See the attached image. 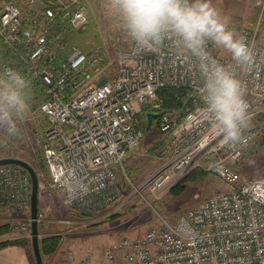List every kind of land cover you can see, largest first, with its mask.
Instances as JSON below:
<instances>
[{
  "label": "built area",
  "instance_id": "built-area-1",
  "mask_svg": "<svg viewBox=\"0 0 264 264\" xmlns=\"http://www.w3.org/2000/svg\"><path fill=\"white\" fill-rule=\"evenodd\" d=\"M83 0H0V39L21 59L45 88L38 111L46 120L43 156L49 185L62 191L66 205L92 215L116 197L123 159L143 136L136 127L139 107L157 99L163 87L186 89V104L160 112V130L167 134L163 149L169 159L142 185L151 192L172 186L190 169L202 168L228 189L188 208L175 225L165 222L136 240L105 247L102 257L86 255L77 264H264V178L246 180L238 163L264 129V41L242 27L253 46L256 65L240 74L246 84L251 127L246 146L221 144L211 132L198 93V80L186 59L163 51H146L131 41L116 51L115 74L106 73L100 49H67L70 29L88 24ZM221 63L230 62L209 43ZM11 68L4 65L3 69ZM105 83L98 85L102 78ZM31 179L13 164L0 165V208H30ZM30 218L18 229L28 234ZM73 256V254L71 253Z\"/></svg>",
  "mask_w": 264,
  "mask_h": 264
},
{
  "label": "rangeland",
  "instance_id": "rangeland-1",
  "mask_svg": "<svg viewBox=\"0 0 264 264\" xmlns=\"http://www.w3.org/2000/svg\"><path fill=\"white\" fill-rule=\"evenodd\" d=\"M15 1L24 7L25 0ZM83 1L87 3L88 15L90 14L85 30L92 24L91 36H87L83 42L89 48L101 50L107 63L105 71L113 75L117 69L116 51L119 47L127 46L130 40L120 30L117 21L105 11L103 0ZM212 4L223 16L229 18V27L237 35L242 27H248L264 41L260 31L264 24V0H212ZM218 50L222 55L229 54L221 48ZM157 99L139 107L137 121L140 124L142 122L143 136L139 145L123 159L124 166L119 173L115 199L107 207L92 215L66 205L62 191L52 188L48 183L49 177L43 156L46 120L39 113L38 105L34 108L30 105L27 119L20 123L21 136L6 138L0 133V158H21L37 173L39 243L47 236L58 234L61 237L58 247L53 252L44 254L41 252L42 259L47 260L46 264H77L76 261L86 255L95 259L101 258L104 248L110 244L124 239H140L148 229L160 227L165 222L175 225L179 215L188 208L200 204L207 196L228 189L217 176L196 167L190 169L172 186L160 191L151 192L144 187L141 188L170 157V154L163 149L167 134L160 130L156 122L150 123L149 118H146L150 112H157L155 111L158 105ZM144 106L147 107L145 117ZM196 169L206 174L200 172L203 177L191 179L189 176L184 180ZM238 169L246 180L264 178V129L245 150L238 163ZM179 184H182L184 189L174 193L173 188ZM0 211L23 216L14 218L11 214L6 221L1 220L0 225L8 223L11 226V231L1 236L11 232L15 234L10 238L24 235L22 233L25 232L16 227L28 222L30 208L21 211L0 208ZM30 232L26 235L29 237V251L35 262Z\"/></svg>",
  "mask_w": 264,
  "mask_h": 264
},
{
  "label": "clouds",
  "instance_id": "clouds-1",
  "mask_svg": "<svg viewBox=\"0 0 264 264\" xmlns=\"http://www.w3.org/2000/svg\"><path fill=\"white\" fill-rule=\"evenodd\" d=\"M105 11L136 46L158 52L167 48L186 59L198 80V93L211 132L221 144L246 146L251 127L246 84L240 74L254 70L256 53L243 36L229 27V18L212 0H103ZM209 43L230 54L221 63ZM31 84L21 72L0 71V133L6 138L22 135L20 123L29 115Z\"/></svg>",
  "mask_w": 264,
  "mask_h": 264
},
{
  "label": "trees",
  "instance_id": "trees-1",
  "mask_svg": "<svg viewBox=\"0 0 264 264\" xmlns=\"http://www.w3.org/2000/svg\"><path fill=\"white\" fill-rule=\"evenodd\" d=\"M91 33H92V24L88 26L87 30L70 29L66 35L67 49L64 51V53L66 54V52H68V48H70L72 45H76L84 51L92 50L94 47L89 48L83 42L87 36H91ZM103 62L106 63V60H104ZM29 64L30 63L28 59L26 60L21 59L18 53H15L13 50L6 47V45H4V43L0 39V71L4 70L3 69L4 65H11L13 66L15 70L23 73L28 78L31 84L29 104L32 105V107L34 108L36 105L39 106L45 100V88L43 85H41L40 81L33 75V73L29 71L30 70V67L28 66ZM185 95H186V89L182 87H179V88L178 87H163V88L158 89L157 90L158 105L155 111L159 113L150 112L146 118H149L148 120L150 123L156 122L160 128V112L170 111V110L171 111L173 110L181 111L187 102ZM146 109L147 107L144 106V109H143L144 117L146 116V113H145L147 112ZM141 124L140 123L136 124V127L141 128ZM15 166H18V165H15ZM20 168L23 171L27 172L24 168L22 167ZM196 170L193 171L194 173H191L190 175H188L184 180H186L189 176L191 179H196V177L198 176L203 177V175L206 174V172L204 173V171H200V169H196ZM200 172L203 175H201ZM183 189L184 187H182V184H179V186H176L175 188H173L172 191H174V193H179ZM10 231H11L10 224L4 223L0 225V237H1V234H5ZM60 240H61V237L58 234L44 237L40 241L41 252L43 254L53 252L58 247ZM28 241H29V237L24 236V235L14 237V238L0 239V249L6 246H9V245H21L29 249ZM29 257L32 260V264H35V262L32 259V255L30 251H29Z\"/></svg>",
  "mask_w": 264,
  "mask_h": 264
},
{
  "label": "water",
  "instance_id": "water-1",
  "mask_svg": "<svg viewBox=\"0 0 264 264\" xmlns=\"http://www.w3.org/2000/svg\"><path fill=\"white\" fill-rule=\"evenodd\" d=\"M106 78H102L98 85L105 83ZM4 164H15L24 168L30 175L31 178V198H30V220H31V243L33 254L35 257V264H43L40 243H39V231H38V200H39V179L34 168L27 163L25 160L18 157H2L0 158V165Z\"/></svg>",
  "mask_w": 264,
  "mask_h": 264
},
{
  "label": "crops",
  "instance_id": "crops-1",
  "mask_svg": "<svg viewBox=\"0 0 264 264\" xmlns=\"http://www.w3.org/2000/svg\"><path fill=\"white\" fill-rule=\"evenodd\" d=\"M260 31H261V35L264 36V24H262ZM11 214L14 218H17L19 216L21 218L23 217L21 214L18 215V213L13 214V213L5 212V211L4 212L0 211V221L1 220L6 221V219L9 218ZM14 234L15 233L11 232L8 235L1 236L0 239L13 237ZM22 234L25 235V233H22ZM46 261L47 260L43 259V264H46ZM0 264H32V260L29 257V249L21 245H9L4 248H1L0 249Z\"/></svg>",
  "mask_w": 264,
  "mask_h": 264
}]
</instances>
